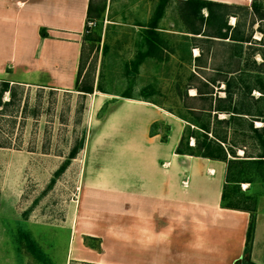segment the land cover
I'll return each mask as SVG.
<instances>
[{"label": "rangeland", "instance_id": "obj_1", "mask_svg": "<svg viewBox=\"0 0 264 264\" xmlns=\"http://www.w3.org/2000/svg\"><path fill=\"white\" fill-rule=\"evenodd\" d=\"M182 1L169 0L158 23L161 52L156 58H146L134 72L131 62L138 51L144 50L143 29L158 0H92L77 87L64 92L12 86L11 93L1 95V103L8 106L0 108V264H84L68 261L71 244L82 231V156L76 155L51 181L70 150L81 139L84 145L92 127L103 118L106 99L120 98L128 92L134 99L188 123L194 118L186 109L202 106L200 100L190 98V86H200L203 78L224 77L216 71L238 69L241 73L234 77L256 87L252 97L261 96L264 21H253L249 10L230 7L224 17L228 39L212 38V31L203 27L201 34L194 36L180 17ZM260 1L264 5V0ZM201 14L206 17L207 12ZM233 37L246 42L238 46ZM193 50L201 55L199 61H193L197 56ZM218 86L214 94L224 97L223 85ZM89 88L90 93L80 92ZM257 106L262 108L264 103ZM247 125L248 119L236 118L227 126L215 125L214 130L226 136L225 146L234 150L235 160L241 161L230 168L227 187L234 192L229 202L254 210L264 197V166L243 161L264 152V123H253L254 128L263 127L258 134L248 131ZM158 128L163 134L164 128ZM190 130L196 131L188 123L184 135ZM196 136L199 138L197 132ZM24 236L35 244L34 255L26 248ZM87 244L94 246L96 242Z\"/></svg>", "mask_w": 264, "mask_h": 264}, {"label": "crops", "instance_id": "obj_2", "mask_svg": "<svg viewBox=\"0 0 264 264\" xmlns=\"http://www.w3.org/2000/svg\"><path fill=\"white\" fill-rule=\"evenodd\" d=\"M206 1L245 6L251 0ZM91 4L92 0H0V82L75 89ZM104 103L103 118L77 154L83 158V222L68 261L241 264L253 215L248 258L264 264V197L254 210L221 208L222 194L227 193L229 201L232 191L226 183L227 164L175 153L186 121L134 98ZM152 124L167 128L164 142L159 128L150 134ZM193 143L190 139L189 145ZM81 236L99 239L100 252L84 247Z\"/></svg>", "mask_w": 264, "mask_h": 264}, {"label": "trees", "instance_id": "obj_3", "mask_svg": "<svg viewBox=\"0 0 264 264\" xmlns=\"http://www.w3.org/2000/svg\"><path fill=\"white\" fill-rule=\"evenodd\" d=\"M169 0H158L157 6L154 10L153 16L147 26L143 29L142 37V48L137 52L135 59L131 62L132 70L137 71L138 66L146 58H156L157 53L161 52L163 41L158 34V23L162 19L166 6ZM244 9L249 10L253 21L262 22L264 21V5L260 0H251L248 8L242 6H230L226 4L216 3L206 0H183L179 8L180 17L183 23L188 29V33L194 36L201 34V28L209 29L212 31V38L220 40H226L227 31L229 27L226 25L224 17L227 15L225 11L228 8ZM205 10L207 12L206 17H203L201 12ZM88 10V16L90 15ZM87 16V17H88ZM88 19V18H87ZM42 37L45 36L44 31H40ZM264 38V37H263ZM237 43L238 46H242L245 43V39L233 37L231 39ZM262 64L264 65V53H261ZM201 55L193 58V61H199ZM239 57V55H238ZM241 73V70L234 72L223 73L216 71L219 76H224L221 79H201L200 86L191 85L190 88L195 90V95L190 97L192 99H198L202 102V106L199 108H187L186 110L190 115L193 116V121L188 122L189 125L193 126L196 131L190 130L187 135L182 136L178 146L176 147V154H186L194 157H201L210 160L222 161L227 164V176L226 183L229 181V173L231 165L238 164L235 160V152L232 148L226 147V136L218 134L214 130L215 125H229L236 118L248 119L247 130L258 134L263 131V127L254 128V122L264 123V107L260 108L258 104L264 103V87L259 88L261 96L255 99L251 96V93L256 87L250 82H245L243 79H236L233 74ZM231 75L229 78L227 76ZM79 70L77 73L76 87L78 85ZM223 85L221 90L224 93V97H218L214 94V89ZM262 86V85H261ZM75 87V88H76ZM11 87L6 82H0V108L8 106L7 104L1 103V95L4 92L10 91ZM91 88L86 91H80L82 93H90ZM123 99H133L130 93L124 92L120 95ZM146 102V101H145ZM219 115H227V119H218ZM183 120V119H182ZM159 127L158 124H152L150 128V134H154L156 129ZM190 127V126H189ZM167 128H164V133L161 135V141L164 142L167 136ZM196 132L199 134V138L196 136ZM190 139H193L194 143L192 146L189 145ZM83 148V139H81L69 152L68 157L60 165L57 171L54 173V178L51 183L54 182L55 178L59 177L68 167L71 160H73L80 150ZM250 162L253 164L264 166V152L255 156V159L243 161ZM243 164V163H240ZM234 191H231V195ZM227 193L222 194L221 208L237 209L240 208L236 204L227 201ZM254 231V218L250 217L246 232V244L244 249V259L241 264H253L249 261V249ZM25 243L26 248L31 254H35V244L28 240L26 236ZM84 246L95 251L100 252V240L90 237H83ZM94 241L96 244L88 245L87 241Z\"/></svg>", "mask_w": 264, "mask_h": 264}, {"label": "bare ground", "instance_id": "obj_4", "mask_svg": "<svg viewBox=\"0 0 264 264\" xmlns=\"http://www.w3.org/2000/svg\"><path fill=\"white\" fill-rule=\"evenodd\" d=\"M194 54H195V56L198 54L196 50H194ZM191 94H192V96L194 95V91L193 90H191ZM256 125L259 126L260 124L257 123Z\"/></svg>", "mask_w": 264, "mask_h": 264}, {"label": "built area", "instance_id": "obj_5", "mask_svg": "<svg viewBox=\"0 0 264 264\" xmlns=\"http://www.w3.org/2000/svg\"><path fill=\"white\" fill-rule=\"evenodd\" d=\"M88 26H92V24L91 23H88Z\"/></svg>", "mask_w": 264, "mask_h": 264}]
</instances>
